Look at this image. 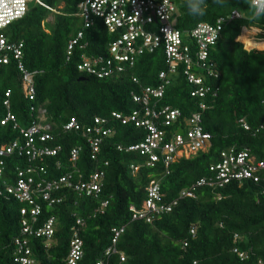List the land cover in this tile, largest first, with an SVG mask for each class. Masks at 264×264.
<instances>
[{
  "label": "trees",
  "instance_id": "1",
  "mask_svg": "<svg viewBox=\"0 0 264 264\" xmlns=\"http://www.w3.org/2000/svg\"><path fill=\"white\" fill-rule=\"evenodd\" d=\"M83 1L45 0L55 12L32 4L23 18L3 30L8 44L22 46L20 63L33 75L36 95L34 100L25 96L19 61L9 50L2 53L9 55L10 62L0 63V149L23 142L12 125H1L7 114L5 93L11 91V112L19 124L28 127L42 122L31 110L43 109L52 126L48 146L60 148L56 156L39 164L44 165L46 173L34 179L57 180L72 175L75 185L89 182L91 176L100 173V191L79 192L67 186L53 194L59 201L53 206L38 199L42 214L36 223L29 224L36 231L54 217L55 233L48 242L44 237L23 233L21 209L28 204L6 193V188L15 185L18 171L30 166L27 157L17 151L0 156L4 163L0 165V264H17V241L22 246L26 243L24 248L30 250L34 264H68L76 233L84 249L78 264H264V170L259 183L248 180L223 187L196 186L200 180L212 178L210 167L219 161L222 151L248 150L264 161V44L248 50L240 39L243 27L264 32V13L255 15L250 0H224L220 5L206 0L205 14L193 16L188 13L186 0H178L175 27L185 44H189L186 34L197 24H214L233 10L243 15L225 24L217 44L209 49L208 61L214 63L218 77L207 82L218 93L203 100L191 96L195 86L187 82L182 69L168 76L169 83L159 78L168 69L162 49L139 56L135 66L126 65L123 73L99 78L80 71L84 58H109L115 37L100 20L86 27L79 8ZM79 34L82 37L69 54V46ZM162 85L163 97H152L151 106L157 112L166 107L177 109L181 116L169 126L164 124V117L152 120L163 133L160 145L169 143L175 135H184L194 115L200 117L203 132L211 135L206 151L175 158L168 166L160 150L155 151L159 160L152 165L150 155L129 151L131 146L146 143L150 137L147 126L123 124L113 117V113L129 117L137 111L142 118L143 106L134 101V96L147 87ZM200 103L205 109H200ZM96 118L105 119L104 128L112 130V135L98 137V152L90 144V139L97 136L87 132L95 126ZM71 119L77 120L79 131L65 130ZM73 149H80L75 162L71 161ZM152 181L159 184L163 203L176 205L169 213L135 219L131 208L145 209ZM192 188L194 198L181 197L185 189ZM103 202H108L104 209ZM79 220L82 223L78 224ZM113 229H123L114 251Z\"/></svg>",
  "mask_w": 264,
  "mask_h": 264
},
{
  "label": "built area",
  "instance_id": "2",
  "mask_svg": "<svg viewBox=\"0 0 264 264\" xmlns=\"http://www.w3.org/2000/svg\"><path fill=\"white\" fill-rule=\"evenodd\" d=\"M32 4L39 5L49 11L55 12L45 0H0V63L8 64L10 57L8 54H2L11 51L15 60L19 61L18 69L21 72L23 92L30 100L35 99L36 90L33 81V75L28 72L24 65L20 63L22 59V46L8 44L3 30L13 22L23 18L29 11ZM81 16L85 20L86 27L94 25L95 20H100L109 32L115 35L114 40L109 47V58L95 57L94 59L84 58V62L79 65L80 71H87L99 78L113 75V73H123L125 66L132 68L135 66L139 56L145 53H154L158 49H162L165 54L167 64V72H161L159 78L167 80L169 75L178 74L179 69L183 70L187 82L195 89L191 92V96L198 99H205L209 95L218 93V89L214 90L208 85L207 79L217 78L214 63L208 61L209 49L215 46L220 39L224 25L234 20L242 19L243 15L238 10L231 11L227 16L220 17L214 24L201 22L187 35L189 44L183 41V35L175 27V19L178 15L177 0H84L80 6ZM255 9V8H254ZM255 9V15H258ZM252 34V32H254ZM261 32L247 27L242 28L241 42L248 50H253L264 44V37L260 38ZM82 37L79 34L78 39L74 40L69 46V54L73 50L77 41ZM244 38L245 41L242 39ZM247 41H251L253 45H249ZM194 47V48H193ZM194 51V52H193ZM2 54V55H1ZM97 67V68H95ZM137 82L136 80H134ZM164 95V86L157 88L147 87L141 95L134 96V101L143 106V116L135 111L129 117H123L120 113H113V117L122 121L123 124L133 122L136 126H147L150 131V137L146 143L131 146L129 151H140L141 154L150 155V164L157 162L159 156L155 153L160 150L164 156V162L168 166L175 158L189 157L199 151H206L210 147L211 135L204 133L199 125V116L194 115L188 122L189 127L184 135H175L169 143L163 146V133L157 129L153 123L164 117V124L169 126L178 120L181 113L177 109L166 107L157 112L155 106H151V98L161 99ZM6 100L4 106L7 114L1 121L2 126L12 125L14 130L20 132L22 141L12 143L6 149H0V156L6 157L16 151L20 156H25L30 166L25 171H18L17 181L14 186L6 188V193L13 196L20 203L28 204V208L21 209L23 219V233L34 234L37 238L44 237L47 241H51L55 233V218L51 217L46 223L34 231L29 222L36 223L42 214V205L38 199L47 202L49 206H53L55 202H59L53 198V194L61 189L73 187L75 191L83 192L100 191V179L102 174L96 173L91 176L89 182L79 181L73 185L72 175L62 176L59 179H43L35 180L34 176L45 174L44 165H39L49 157H54L60 151V148H52L48 146V142L52 140V126L46 121V112L43 109H32L33 113H37V118L42 122H33L28 127H22L16 116L11 112V91L5 93ZM200 109H205V105L200 103ZM36 121V120H35ZM107 121L102 118L95 119V126L87 128L89 134L95 133L97 137L90 139L91 147L94 152H98L101 139L98 137H108L112 135V130L104 128L103 124ZM249 130L247 125H244ZM81 126L75 119L65 125L66 131H79ZM80 149H73L71 152V161L75 162L79 156ZM94 158V157H93ZM38 162V163H37ZM1 167L4 163L0 162ZM134 171L138 168L132 166ZM264 170V161H259L248 150L238 151L231 148L220 153L219 161L210 167V171L214 174L211 179H202L197 183V187L201 186H219L223 187L232 182H242L251 180L259 183L261 180L260 172ZM2 168H0V175ZM196 188V187H194ZM181 197L194 198L195 192L192 189H185L181 193ZM173 204H164L160 192L159 184L152 181L148 187V198L146 200L145 209L136 210L131 208L134 218H145L151 214L169 213L172 211ZM108 206V202H103L101 208ZM149 221L150 219L147 218ZM82 223L81 220L77 222ZM115 237L112 241L113 251L116 248L117 238L123 233L122 230L113 229ZM20 249L17 250V264H34L29 257L30 250L17 241ZM109 249V252L111 251ZM241 258L245 254L237 252ZM84 255L83 242L76 233L71 242L68 264H78Z\"/></svg>",
  "mask_w": 264,
  "mask_h": 264
},
{
  "label": "clouds",
  "instance_id": "3",
  "mask_svg": "<svg viewBox=\"0 0 264 264\" xmlns=\"http://www.w3.org/2000/svg\"><path fill=\"white\" fill-rule=\"evenodd\" d=\"M167 4V0H165ZM215 4H223L224 0H213ZM251 6L257 13H264V0H250ZM188 13L193 16H203L207 8L206 0H186Z\"/></svg>",
  "mask_w": 264,
  "mask_h": 264
},
{
  "label": "rangeland",
  "instance_id": "4",
  "mask_svg": "<svg viewBox=\"0 0 264 264\" xmlns=\"http://www.w3.org/2000/svg\"><path fill=\"white\" fill-rule=\"evenodd\" d=\"M179 2H180V1L177 0V5H178V6H179ZM249 29H250V27H249ZM251 29H252V28H251ZM259 31L261 32L260 38H261V37L263 38V37H264V32H263L261 29H260ZM240 39H241V37H240ZM242 39L245 41L244 38H242ZM249 45H250V44H249ZM251 45H253V44H251Z\"/></svg>",
  "mask_w": 264,
  "mask_h": 264
},
{
  "label": "crops",
  "instance_id": "5",
  "mask_svg": "<svg viewBox=\"0 0 264 264\" xmlns=\"http://www.w3.org/2000/svg\"><path fill=\"white\" fill-rule=\"evenodd\" d=\"M253 29H255V30H260V29H258V28H253Z\"/></svg>",
  "mask_w": 264,
  "mask_h": 264
},
{
  "label": "bare ground",
  "instance_id": "6",
  "mask_svg": "<svg viewBox=\"0 0 264 264\" xmlns=\"http://www.w3.org/2000/svg\"><path fill=\"white\" fill-rule=\"evenodd\" d=\"M255 33V31L254 32H252V34H254ZM253 44V43H252Z\"/></svg>",
  "mask_w": 264,
  "mask_h": 264
}]
</instances>
